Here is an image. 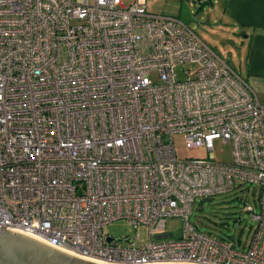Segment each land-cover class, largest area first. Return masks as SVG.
<instances>
[{"label":"built area","instance_id":"1","mask_svg":"<svg viewBox=\"0 0 264 264\" xmlns=\"http://www.w3.org/2000/svg\"><path fill=\"white\" fill-rule=\"evenodd\" d=\"M124 1L0 0V233L112 264H264V102L190 25ZM176 133L207 156L178 157ZM237 187L249 241L190 221ZM118 219L146 241L105 233Z\"/></svg>","mask_w":264,"mask_h":264},{"label":"rangeland","instance_id":"2","mask_svg":"<svg viewBox=\"0 0 264 264\" xmlns=\"http://www.w3.org/2000/svg\"><path fill=\"white\" fill-rule=\"evenodd\" d=\"M91 1V0H90ZM131 0H125V3ZM211 0H146L148 10L156 15L175 16L190 25L213 49L225 58L230 64H237V43L232 35L219 29L213 22ZM217 6V4H216ZM231 38L233 41H231ZM232 65V64H231ZM175 151L180 158L206 157L207 152L203 147L187 148L184 136L176 133L173 136ZM213 157L217 161L230 162L232 160V146L223 143L220 139L213 141ZM247 185H245L246 187ZM244 191V195H242ZM255 197L251 191H245L242 187L217 194L206 199H198L192 207L190 221L200 230L212 232L220 236L232 237L235 241H249L252 235L250 225L254 224L251 215L242 210L244 199L254 204ZM238 220V224L235 221ZM167 232L180 235L182 220L179 217H170L166 221ZM105 233L116 238L134 236L138 233L140 243L146 241V231L143 226L136 229L126 219H118L103 226Z\"/></svg>","mask_w":264,"mask_h":264},{"label":"crops","instance_id":"3","mask_svg":"<svg viewBox=\"0 0 264 264\" xmlns=\"http://www.w3.org/2000/svg\"><path fill=\"white\" fill-rule=\"evenodd\" d=\"M209 4L213 22L237 43L238 61L231 66L264 102V0H211Z\"/></svg>","mask_w":264,"mask_h":264},{"label":"water","instance_id":"4","mask_svg":"<svg viewBox=\"0 0 264 264\" xmlns=\"http://www.w3.org/2000/svg\"><path fill=\"white\" fill-rule=\"evenodd\" d=\"M166 235V234H165ZM159 237V236H157ZM0 264H112L79 256L59 248L38 236L7 228L0 233ZM143 264H194L154 262Z\"/></svg>","mask_w":264,"mask_h":264}]
</instances>
